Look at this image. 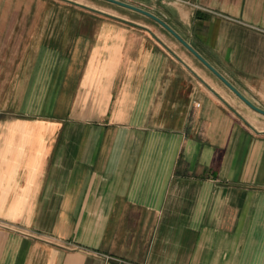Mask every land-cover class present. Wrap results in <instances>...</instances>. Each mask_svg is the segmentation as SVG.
<instances>
[{
    "label": "crops",
    "instance_id": "crops-1",
    "mask_svg": "<svg viewBox=\"0 0 264 264\" xmlns=\"http://www.w3.org/2000/svg\"><path fill=\"white\" fill-rule=\"evenodd\" d=\"M0 0V264H264V115L103 0ZM264 110V0H121Z\"/></svg>",
    "mask_w": 264,
    "mask_h": 264
},
{
    "label": "water",
    "instance_id": "water-1",
    "mask_svg": "<svg viewBox=\"0 0 264 264\" xmlns=\"http://www.w3.org/2000/svg\"><path fill=\"white\" fill-rule=\"evenodd\" d=\"M111 4H115L126 9L132 10L139 14L150 18L162 28H164L168 33H170L182 46H184L195 58H197L210 72H212L229 90H231L242 102H244L252 110L264 115V110L256 107L250 101H248L240 92H238L234 86H232L221 74H219L205 59H203L191 46H189L170 26H168L163 20L156 17L152 13L145 11L139 7L133 6L121 0H103Z\"/></svg>",
    "mask_w": 264,
    "mask_h": 264
},
{
    "label": "built area",
    "instance_id": "built-area-1",
    "mask_svg": "<svg viewBox=\"0 0 264 264\" xmlns=\"http://www.w3.org/2000/svg\"><path fill=\"white\" fill-rule=\"evenodd\" d=\"M100 256H102V259L104 261L103 264H131V263H128L127 261L119 259V258L110 257L107 255H101V254H100Z\"/></svg>",
    "mask_w": 264,
    "mask_h": 264
},
{
    "label": "rangeland",
    "instance_id": "rangeland-1",
    "mask_svg": "<svg viewBox=\"0 0 264 264\" xmlns=\"http://www.w3.org/2000/svg\"><path fill=\"white\" fill-rule=\"evenodd\" d=\"M76 2H82V3H93V4H95L96 3V1L95 0H75ZM120 259V258H119ZM129 263V262H128Z\"/></svg>",
    "mask_w": 264,
    "mask_h": 264
}]
</instances>
